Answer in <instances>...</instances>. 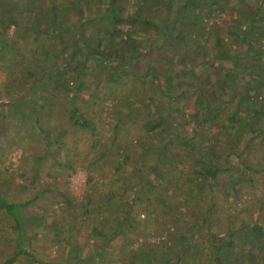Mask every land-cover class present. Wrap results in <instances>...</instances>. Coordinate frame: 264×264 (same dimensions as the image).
<instances>
[{
  "label": "trees",
  "instance_id": "obj_1",
  "mask_svg": "<svg viewBox=\"0 0 264 264\" xmlns=\"http://www.w3.org/2000/svg\"><path fill=\"white\" fill-rule=\"evenodd\" d=\"M221 12L230 19L219 33L210 21ZM205 41L212 59L227 64L224 73L206 60ZM0 68L9 83L0 89V162L15 149L26 160L29 133L45 146L22 169L20 188L34 185L46 156L53 175L69 177L77 167L86 174L80 201L59 191L55 219L25 214L36 196L6 199L4 185L14 179L0 168V212L13 224L0 264H45L30 225L39 230L46 217L60 264H264V224L219 234L215 197L205 199L264 172V0H0ZM190 94L195 106L185 113ZM191 123L186 137L181 130ZM245 132L251 137L239 148ZM77 134L89 140L82 155L62 141ZM206 134L213 140L206 143ZM228 140L235 148L223 151ZM159 209L182 230L152 246L137 213L150 221Z\"/></svg>",
  "mask_w": 264,
  "mask_h": 264
},
{
  "label": "rangeland",
  "instance_id": "obj_2",
  "mask_svg": "<svg viewBox=\"0 0 264 264\" xmlns=\"http://www.w3.org/2000/svg\"><path fill=\"white\" fill-rule=\"evenodd\" d=\"M229 19L230 16L227 12H221L217 14L215 18H213V21H210V24L213 27L218 28L219 30H217V32L220 33L222 32L220 30H223L227 27ZM206 46L208 48L209 54L206 60L213 62V65L221 70L220 73H224L226 70L225 66H227V64L215 62L212 59L210 54L215 52L213 43L205 41V47ZM237 49L239 52H243L244 47L242 46ZM206 66L207 64H204L203 66H196V72L202 73L201 71L205 70L208 67ZM205 75H207L212 81L215 78L212 72H207L205 73ZM6 80V73L3 68H0V89L5 85L7 86L9 84L6 82ZM14 86L17 85L15 84ZM14 86H12V82H10V88ZM180 88L185 91L188 90V86L186 84H182ZM190 95L191 96L188 98L184 108L185 113L192 110L195 106V97L192 94ZM105 98L106 99L102 102L103 105L106 107H110L112 103L110 101V98L106 95ZM179 104H181L180 101ZM108 120L109 119L107 118L105 120V123ZM3 121L10 123L12 127H14L13 130H19L21 132H24L26 130L24 125L21 126L19 124L12 123V120L8 117H4ZM193 128L194 125L193 123H191L185 129H182L181 132L184 136L190 137L192 135L191 130ZM70 130L71 129H69L68 131ZM103 133L107 134L106 128H103ZM243 135V140L239 142L240 144L238 143L239 148L243 147L244 139H248L251 137L248 132L243 133ZM62 139V141H67L69 144L77 145L79 147L78 154L80 155H82L83 150L90 147L89 140L83 134H77L73 137L64 136ZM203 139L206 143H208L213 140V137H211L209 134H206L203 136ZM234 143L235 140H228L225 144V147L222 148L223 151H225L226 148H235L233 146ZM22 145L23 147L27 148V151H29V156L26 160L18 158L19 150L15 149L10 156V161L9 157L7 161L5 159L0 162V168L7 169L9 171V176L13 177L14 179V183H12V186L4 185L2 183V180L4 181V179L0 176V189L2 188L3 184L7 188L6 192H9V195H5V198L14 202L26 201L36 196L38 199L35 200V202L28 207L25 213L26 215H38L39 217L51 215L55 219H58L57 217L61 216L60 212L62 211V199L58 195L59 191H62L67 188L69 195L77 201H80L84 192L86 191V174L82 169L77 167V171L69 177H61L58 174L53 175L52 173H54V169L52 165V160L49 156H46L42 158V161L39 164L38 174L36 176V181L34 182V185L23 190L20 188V186L23 185L25 181V179L22 177V174L24 173L22 169L26 167L28 170L30 166L32 167L35 162L34 156L42 157L45 146L43 140L39 137L37 138V135H35L34 133H29L23 141ZM18 147L20 146L17 144V148ZM235 152L237 151L234 150V153ZM233 160L234 158L232 157L229 159L228 162ZM170 177L174 178V175H170ZM237 189L238 190H235V188L229 190L228 188H223L221 189V192L219 194L216 193V191L215 193L213 191L210 196L207 197V194L205 196V199H208L209 197H215L214 200L217 204V210L214 211V217H216L215 220L218 221L219 225H223L222 229H224L219 230V234L222 233L225 235V231L227 229L231 230L236 227H240L243 223H249L250 221L257 222L262 225L264 224V172H262L260 176L257 175L256 180L252 183L245 181L242 183V186H237ZM200 201L201 200H199L198 202ZM171 202L172 209H177L173 198H171ZM198 202H193L195 209L198 206ZM200 203L203 206V209L207 208L205 202ZM179 210L183 212V208H180ZM154 214L149 215L151 218L150 221H147V217L146 215H144L143 212L137 213V217L142 221L140 226V232L142 237L146 239V241L150 243V245L158 246L161 245L164 241L165 235H175L178 229L182 230V226L179 225L181 227L180 228L175 222L171 224L169 222V219L164 213L160 211V209L159 211H157L156 215ZM3 218L4 215L2 212H0V228L2 227L5 228L4 230H6L3 233L4 239L0 235V262L8 256L12 247V242H6V240L10 238H5V236L9 235L10 227L13 226V224L11 220L8 223H5L3 221ZM46 220V223H44L42 226H39V230L35 225H30L33 230L38 231L39 236L38 240L32 241V246L35 247L34 249L37 251L39 258L42 259L45 264H60L61 260L64 257V254L61 252V250H58L56 240H52V238H55V236L52 234L53 219L51 217H46ZM27 228L30 229L29 226H27ZM159 228L161 229V231H157ZM166 232L168 233L166 234ZM140 242L141 240L136 241L130 248L133 249L137 247Z\"/></svg>",
  "mask_w": 264,
  "mask_h": 264
}]
</instances>
